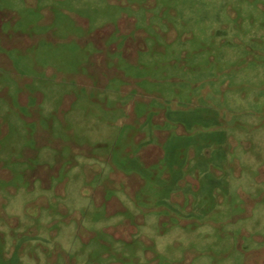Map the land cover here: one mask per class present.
<instances>
[{
  "label": "rangeland",
  "instance_id": "rangeland-1",
  "mask_svg": "<svg viewBox=\"0 0 264 264\" xmlns=\"http://www.w3.org/2000/svg\"><path fill=\"white\" fill-rule=\"evenodd\" d=\"M0 264H264V0H0Z\"/></svg>",
  "mask_w": 264,
  "mask_h": 264
}]
</instances>
